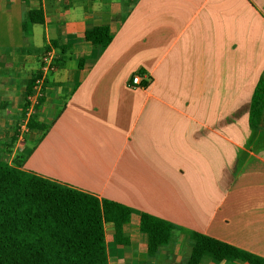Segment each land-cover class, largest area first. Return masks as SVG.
I'll use <instances>...</instances> for the list:
<instances>
[{
	"label": "crops",
	"instance_id": "crops-1",
	"mask_svg": "<svg viewBox=\"0 0 264 264\" xmlns=\"http://www.w3.org/2000/svg\"><path fill=\"white\" fill-rule=\"evenodd\" d=\"M37 8L43 23L27 22ZM101 24L103 49L84 39ZM49 46L58 60L21 131ZM263 71L264 0H0L1 156L131 208L127 243L103 221L108 264H186L192 230L264 258V133L249 143ZM141 212L169 221L168 238L142 233Z\"/></svg>",
	"mask_w": 264,
	"mask_h": 264
},
{
	"label": "trees",
	"instance_id": "trees-1",
	"mask_svg": "<svg viewBox=\"0 0 264 264\" xmlns=\"http://www.w3.org/2000/svg\"><path fill=\"white\" fill-rule=\"evenodd\" d=\"M27 17L29 23H43L40 8L28 10ZM27 22L22 25L24 32ZM111 38L107 24L84 32L86 41L102 49ZM263 107L264 71L251 97L249 141L263 137ZM2 147L0 141V264H108L103 221L110 219L116 238L127 243L123 227L131 208L9 164L1 156ZM170 227L169 221L141 212L140 231L149 237L165 240ZM186 233L192 241L186 264L226 256L264 264V258L224 241L193 230Z\"/></svg>",
	"mask_w": 264,
	"mask_h": 264
},
{
	"label": "built area",
	"instance_id": "built-area-1",
	"mask_svg": "<svg viewBox=\"0 0 264 264\" xmlns=\"http://www.w3.org/2000/svg\"><path fill=\"white\" fill-rule=\"evenodd\" d=\"M57 60L58 56L51 46L42 52L38 68L35 69V71L30 76V83L27 85L23 108L25 109V118L21 131L27 130L26 124L28 119L35 114V109H37L41 98L44 95V83L46 81L47 75L55 68ZM130 85L142 88L147 86L142 84L139 73L132 74L130 78Z\"/></svg>",
	"mask_w": 264,
	"mask_h": 264
},
{
	"label": "bare ground",
	"instance_id": "bare-ground-1",
	"mask_svg": "<svg viewBox=\"0 0 264 264\" xmlns=\"http://www.w3.org/2000/svg\"><path fill=\"white\" fill-rule=\"evenodd\" d=\"M106 240H107V243H109L108 234L106 235Z\"/></svg>",
	"mask_w": 264,
	"mask_h": 264
},
{
	"label": "rangeland",
	"instance_id": "rangeland-1",
	"mask_svg": "<svg viewBox=\"0 0 264 264\" xmlns=\"http://www.w3.org/2000/svg\"><path fill=\"white\" fill-rule=\"evenodd\" d=\"M38 65H39V61H38ZM263 112H264V110H263ZM264 122V121H263ZM264 132V131H263ZM253 142V140L252 141H249V143H252Z\"/></svg>",
	"mask_w": 264,
	"mask_h": 264
}]
</instances>
